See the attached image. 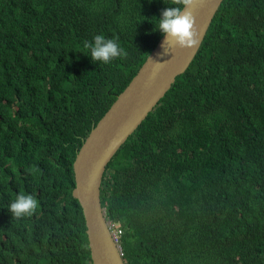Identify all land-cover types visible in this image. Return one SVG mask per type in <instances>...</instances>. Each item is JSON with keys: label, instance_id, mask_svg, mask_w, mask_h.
<instances>
[{"label": "trees", "instance_id": "1", "mask_svg": "<svg viewBox=\"0 0 264 264\" xmlns=\"http://www.w3.org/2000/svg\"><path fill=\"white\" fill-rule=\"evenodd\" d=\"M175 6L0 0V264H91L71 161ZM98 34L127 56L93 63L84 43ZM20 193L38 208L17 219ZM98 197L124 264H264V0H220Z\"/></svg>", "mask_w": 264, "mask_h": 264}, {"label": "water", "instance_id": "2", "mask_svg": "<svg viewBox=\"0 0 264 264\" xmlns=\"http://www.w3.org/2000/svg\"><path fill=\"white\" fill-rule=\"evenodd\" d=\"M219 2L196 0L192 6L199 42ZM163 42L164 37L160 35L127 83L88 129L71 161L70 194L80 207L91 264H124L118 242L113 239L99 204V182L104 166L174 76L184 70L198 47L169 49L168 45L163 47Z\"/></svg>", "mask_w": 264, "mask_h": 264}, {"label": "clouds", "instance_id": "3", "mask_svg": "<svg viewBox=\"0 0 264 264\" xmlns=\"http://www.w3.org/2000/svg\"><path fill=\"white\" fill-rule=\"evenodd\" d=\"M196 0H172L175 7H167L158 19V30L164 37L163 47L169 49L176 47L184 50H192L199 43L196 30V20L191 8ZM85 49H90V58L93 63L102 62L108 64L116 58H125L127 52L118 43V39H106L103 34L93 37L92 42L84 43ZM159 64V63H157ZM38 208V202L34 195L20 193L8 206V211L14 218L31 216Z\"/></svg>", "mask_w": 264, "mask_h": 264}, {"label": "built area", "instance_id": "4", "mask_svg": "<svg viewBox=\"0 0 264 264\" xmlns=\"http://www.w3.org/2000/svg\"><path fill=\"white\" fill-rule=\"evenodd\" d=\"M107 221H108V228L111 231L112 237L115 241H117V238L120 234V229L117 226H115L112 222H110L108 219Z\"/></svg>", "mask_w": 264, "mask_h": 264}]
</instances>
